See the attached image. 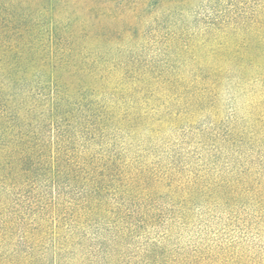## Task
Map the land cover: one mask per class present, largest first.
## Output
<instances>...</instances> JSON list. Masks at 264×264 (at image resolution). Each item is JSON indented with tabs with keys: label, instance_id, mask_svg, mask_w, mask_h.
Listing matches in <instances>:
<instances>
[{
	"label": "trees",
	"instance_id": "16d2710c",
	"mask_svg": "<svg viewBox=\"0 0 264 264\" xmlns=\"http://www.w3.org/2000/svg\"><path fill=\"white\" fill-rule=\"evenodd\" d=\"M61 1L0 0V264H264V0L259 60L208 74L132 71Z\"/></svg>",
	"mask_w": 264,
	"mask_h": 264
},
{
	"label": "rangeland",
	"instance_id": "374dc122",
	"mask_svg": "<svg viewBox=\"0 0 264 264\" xmlns=\"http://www.w3.org/2000/svg\"><path fill=\"white\" fill-rule=\"evenodd\" d=\"M83 1L86 2V6L82 16L87 27L88 39L95 41L99 36L105 46L102 53L106 54V57L114 56L133 62L134 65L130 66L132 71L232 73L242 69L240 65L233 64L234 57L239 64L252 58L259 60L261 48L257 33L263 0L61 2L63 4L65 2L63 6L74 19L77 11L84 7ZM36 4L49 8L53 5V0H36ZM253 29L256 31L254 44ZM228 99L229 97L224 95L219 104L221 116L226 114ZM204 115L207 119L199 118L188 124L194 127L201 126L203 129L207 120L213 118L209 113ZM184 124L180 121L177 127H186ZM187 136L191 137L192 133ZM168 137L172 140L177 137V133L172 130ZM215 229H219V226ZM254 244L262 246L264 242L255 240Z\"/></svg>",
	"mask_w": 264,
	"mask_h": 264
}]
</instances>
